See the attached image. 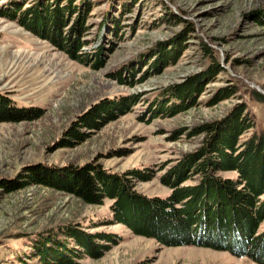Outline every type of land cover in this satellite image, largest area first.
<instances>
[{
	"label": "rangeland",
	"instance_id": "obj_1",
	"mask_svg": "<svg viewBox=\"0 0 264 264\" xmlns=\"http://www.w3.org/2000/svg\"><path fill=\"white\" fill-rule=\"evenodd\" d=\"M94 1L81 48L84 61L73 59L42 32L0 16V94L18 107L42 109L35 119L0 122V264H43L27 249L29 239L68 226L115 236L100 255L83 254L78 264H256L226 250L166 245L138 235L112 221L110 199L94 205L45 185L16 191L1 187L38 164L65 171L94 163L113 173L150 170L153 177L135 181L134 188L147 196H167L170 189L161 177L204 144L205 135L196 133L201 124L223 121L244 102L264 130V103L251 93L264 94V0ZM107 13L118 19L117 25L104 20ZM175 39L182 44L176 61L153 67L156 52ZM203 43L222 69L205 83L195 105L151 117L150 105L160 92L189 83L211 66ZM97 48L100 61L94 59ZM224 87L237 92L208 105ZM133 96L126 113L110 112L98 126L78 125L100 105ZM71 130L83 139L59 147ZM20 255L27 256L25 262Z\"/></svg>",
	"mask_w": 264,
	"mask_h": 264
},
{
	"label": "trees",
	"instance_id": "obj_2",
	"mask_svg": "<svg viewBox=\"0 0 264 264\" xmlns=\"http://www.w3.org/2000/svg\"><path fill=\"white\" fill-rule=\"evenodd\" d=\"M94 2L0 0V16L34 33L42 32L39 35L57 43L73 59L84 61L87 58L83 57L81 48L86 43L84 38L90 28L87 21ZM124 10L125 7L121 13ZM171 15L174 14L171 12ZM107 16L108 13L105 21L118 24L116 17ZM181 48L180 39L162 46L155 54L153 67L160 69L174 63ZM202 48L204 54L211 57V66L189 83L160 92L150 105L151 117L173 115L197 103L205 83L222 69L214 51L205 43ZM101 56L97 48L94 59L100 61ZM236 92L235 87L219 88L207 104L214 105ZM251 93L254 99L264 103L263 93L256 90ZM135 98L104 103L82 116L78 125L98 126L101 117L110 112L122 115L130 110ZM41 115L42 109L18 107L9 96L0 94V122H18ZM196 133L205 135L204 144L185 154L161 177V182L170 189L167 196H147L134 188L135 181L153 177L150 170L113 173L94 163L68 166L65 171L38 164L26 168L17 179L2 183L1 187L16 191L31 185H45L94 205H102L110 199L112 221L138 235L152 237L166 245H200L226 250L264 264V228H261L264 223V130L257 128L254 115L243 102L223 121L201 124ZM75 138L83 139V136L69 131L59 147L74 146ZM224 173L233 175L224 176ZM192 179L197 180L185 184ZM114 239L110 233H93L68 226L31 237L27 249L43 264H78L76 259H81L83 254L100 255ZM18 257L21 262L27 259L26 255Z\"/></svg>",
	"mask_w": 264,
	"mask_h": 264
}]
</instances>
